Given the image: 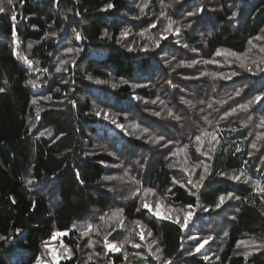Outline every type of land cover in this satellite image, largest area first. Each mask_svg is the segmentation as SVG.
I'll list each match as a JSON object with an SVG mask.
<instances>
[{"label":"trees","instance_id":"obj_1","mask_svg":"<svg viewBox=\"0 0 264 264\" xmlns=\"http://www.w3.org/2000/svg\"><path fill=\"white\" fill-rule=\"evenodd\" d=\"M0 6V264H264V0Z\"/></svg>","mask_w":264,"mask_h":264},{"label":"snow or ice","instance_id":"obj_2","mask_svg":"<svg viewBox=\"0 0 264 264\" xmlns=\"http://www.w3.org/2000/svg\"><path fill=\"white\" fill-rule=\"evenodd\" d=\"M8 2L9 3H12V0H8ZM114 7V5L113 4H111V3H109V4H107L106 5V8H113ZM5 11V9H4V7L3 6H0V12H4ZM199 11H202V9H200ZM163 14V13H162ZM195 13H189V15H194ZM233 15H235V13L233 14ZM12 19L13 20H15L16 19V17L15 16H13L12 17ZM171 23L172 22H170V24H169V28H171ZM152 27H155V25H152ZM180 30H179V28H177L176 29V32L178 33ZM122 34H124V35H126L127 34V31L125 30ZM108 34H107V32H105V36H107ZM80 37H79V34H77V39H79ZM157 45H159V41H157ZM68 51L69 52H71V51H73L72 49H68ZM261 51H264V49H261ZM29 63H31V61H28ZM262 62H264V61H262ZM65 63H66V61H65ZM180 65H177V67H179ZM242 66H244V65H242ZM60 69H57V71H59ZM250 70V69H249ZM90 78V77H89ZM100 82H102V81H100ZM29 83H31V81L29 82ZM33 86H35V85H33ZM113 87H115V85H113ZM0 91H3V89H0ZM48 98H50V97H48ZM257 100H259L260 99V97H257L256 98ZM33 103L35 104L36 103V101H33ZM97 115H100V113L99 112H97ZM157 115H159V113H157ZM169 115H171V113H169ZM113 123H115V120H113ZM261 126H264V120H262L261 121ZM121 127H122V125H121ZM144 131H148L147 129H145ZM41 135H43V133H41ZM202 135H204V136H210L211 137V140H216L217 138H216V135L214 134V133H208L207 131H204L203 133H202ZM262 135H264V134H262ZM160 140H163V137H159V138H157V139H155V140H153V143H159V141ZM196 141H200L201 143H202V139H201V136H197L196 137ZM169 143H170V141H169ZM187 147V146H186ZM256 147V145L255 144H253V148H255ZM199 150V149H198ZM214 150V149H213ZM237 151H239V149H237ZM205 155H207V153H205ZM174 165H169V167H173ZM188 169H185V171H187ZM205 172H207V167L205 166ZM244 175V173L243 172H241L240 173V175L239 176H234L233 177V179H235V180H240V178H241V176H243ZM106 179H112V177H106ZM205 179V176L204 175H201L200 176V181H203ZM81 183H83V181H81ZM189 183H191V181H189ZM199 186V182L197 183V187ZM257 187H259V189H260V191L261 192H264V187H260V185H259V183L257 184ZM148 191H151L150 189L148 190ZM229 196L231 197L232 196V194H229ZM237 199H239V197H236ZM220 200H221V202H223V200H224V197H220ZM144 207H149L147 204H145L144 205ZM217 207H219V205H217ZM120 211H122V210H120ZM138 211H139V209H138ZM118 214L117 213H114L113 214V219L114 218H116V216H117ZM156 215H160V213H156ZM164 218H169V217H164ZM191 218V213H188L186 216H185V219H184V222H183V224H182V227H187L188 226V220ZM176 222L177 223H180V220H179V218H177V220H176ZM137 223H139V222H137ZM90 228H91V226H89ZM149 234H151V233H149ZM57 235H60V233H58ZM225 235H227V233H225ZM140 236H141V238H143V232H141L140 233ZM0 239H5V237H0ZM208 239H211V237H208ZM104 241H105V243H107V237L105 236V238H104ZM130 241H125V243H129ZM205 242H207V241H205ZM241 243H246V242H241ZM107 246L111 249V250H113V251H119L120 250V248H118L115 244H112V243H107ZM137 247H139V245H136ZM203 245H200V247H202ZM120 247H122V245L120 246ZM197 251H199V247L197 248ZM249 253H244V255L245 256H247ZM53 258L54 259H58L56 256H55V254L53 255ZM205 259H207V257H205ZM38 264H41V262L40 261H38ZM166 264H171V261H167L166 262Z\"/></svg>","mask_w":264,"mask_h":264}]
</instances>
